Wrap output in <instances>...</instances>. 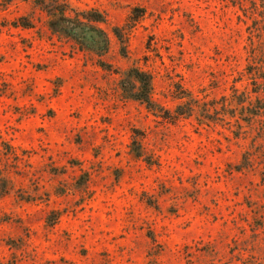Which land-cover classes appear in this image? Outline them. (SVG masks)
<instances>
[{
  "label": "rangeland",
  "instance_id": "rangeland-1",
  "mask_svg": "<svg viewBox=\"0 0 264 264\" xmlns=\"http://www.w3.org/2000/svg\"><path fill=\"white\" fill-rule=\"evenodd\" d=\"M0 264H264V0H0Z\"/></svg>",
  "mask_w": 264,
  "mask_h": 264
},
{
  "label": "trees",
  "instance_id": "trees-1",
  "mask_svg": "<svg viewBox=\"0 0 264 264\" xmlns=\"http://www.w3.org/2000/svg\"><path fill=\"white\" fill-rule=\"evenodd\" d=\"M85 18L91 22L102 21L101 15L96 12L86 14ZM51 25L53 27L61 25V31H64L69 36H73L79 42L87 46L93 47L98 50H103L106 47V39L98 29L92 27L91 25L78 23L76 21L68 19L64 17L62 13L61 15H59V18L56 17L51 20ZM88 30L92 32V35H86V31ZM129 76L137 85V88L132 91V96L134 97V99L150 105L152 92L151 76L145 72H140L138 70L129 71Z\"/></svg>",
  "mask_w": 264,
  "mask_h": 264
}]
</instances>
